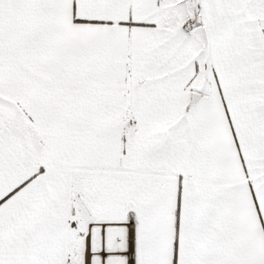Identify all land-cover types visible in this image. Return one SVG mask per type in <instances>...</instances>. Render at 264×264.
<instances>
[{
    "label": "snow or ice",
    "instance_id": "6c2138e0",
    "mask_svg": "<svg viewBox=\"0 0 264 264\" xmlns=\"http://www.w3.org/2000/svg\"><path fill=\"white\" fill-rule=\"evenodd\" d=\"M0 264H264V0H0Z\"/></svg>",
    "mask_w": 264,
    "mask_h": 264
}]
</instances>
